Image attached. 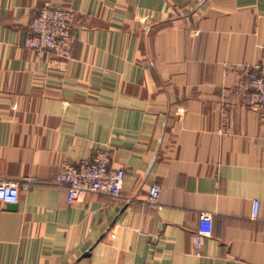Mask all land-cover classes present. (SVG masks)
<instances>
[{
    "label": "crops",
    "instance_id": "1",
    "mask_svg": "<svg viewBox=\"0 0 264 264\" xmlns=\"http://www.w3.org/2000/svg\"><path fill=\"white\" fill-rule=\"evenodd\" d=\"M48 5L70 59L25 47ZM263 46L264 0H0V179L36 180L0 202V264H264ZM97 149L121 196L69 203L57 174Z\"/></svg>",
    "mask_w": 264,
    "mask_h": 264
},
{
    "label": "built area",
    "instance_id": "2",
    "mask_svg": "<svg viewBox=\"0 0 264 264\" xmlns=\"http://www.w3.org/2000/svg\"><path fill=\"white\" fill-rule=\"evenodd\" d=\"M74 13L69 8L45 6L31 21V34L25 41V47L38 55L45 51L56 57L70 59L73 42ZM247 82L250 91L248 107L258 114L259 122L264 126V46L261 48L260 59L247 69ZM111 155L105 150L97 149L90 161L64 163L56 176V184L64 186L69 203H74L88 193L105 195L113 199L121 196L125 171L109 168ZM29 178L20 184L19 181L0 179V202L6 205L16 204L21 189H27L35 183ZM161 188L154 184L148 191V204L159 207ZM260 203L253 201L252 218L258 216ZM202 233L194 234L193 242L196 254L200 255Z\"/></svg>",
    "mask_w": 264,
    "mask_h": 264
},
{
    "label": "water",
    "instance_id": "3",
    "mask_svg": "<svg viewBox=\"0 0 264 264\" xmlns=\"http://www.w3.org/2000/svg\"><path fill=\"white\" fill-rule=\"evenodd\" d=\"M10 207H15V204L9 205Z\"/></svg>",
    "mask_w": 264,
    "mask_h": 264
}]
</instances>
